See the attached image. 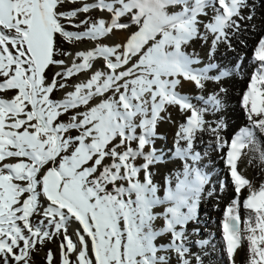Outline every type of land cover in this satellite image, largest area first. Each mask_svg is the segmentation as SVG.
<instances>
[{
  "label": "snow or ice",
  "instance_id": "snow-or-ice-1",
  "mask_svg": "<svg viewBox=\"0 0 264 264\" xmlns=\"http://www.w3.org/2000/svg\"><path fill=\"white\" fill-rule=\"evenodd\" d=\"M249 169L264 177V0H0V264H264ZM229 182L218 248L200 208Z\"/></svg>",
  "mask_w": 264,
  "mask_h": 264
},
{
  "label": "bare ground",
  "instance_id": "bare-ground-1",
  "mask_svg": "<svg viewBox=\"0 0 264 264\" xmlns=\"http://www.w3.org/2000/svg\"><path fill=\"white\" fill-rule=\"evenodd\" d=\"M243 84L240 82H236L234 84V92L232 95V104L229 106V112H228V119L231 125L230 131H234L238 129L240 126L243 125L244 123V117L243 114L241 113L239 106L237 104V95L235 92L239 89L243 88ZM167 132V129H165ZM220 155V157L218 156ZM221 153H210V158H209V163L206 164V167L209 169L208 175L210 179L212 180V187H218L219 185V180L221 178L224 179V181L228 180L227 177V169L225 165L223 164V160L221 159ZM207 163V161H206ZM219 171V178L217 183L215 184V176L213 175V172ZM218 173V172H217ZM246 175L250 178L253 179L255 183H260L262 180H264V177H261L257 174L255 169H249ZM223 192L222 199L220 201V206H222V211L220 210H213V205L215 204V199L211 201L205 202V205L202 207H205L203 210L201 209L200 212V217H201V223H205L206 225L211 224L210 227L216 228V230L213 231H208L209 235L215 236V243L217 244L218 248L222 246V241H221V233L219 231V222L222 218V213L223 210L226 206L227 203L230 202L232 196L234 195L231 191V186L229 182V186L225 189H221ZM247 192H244V195H246ZM212 204V205H211ZM201 207V208H202ZM240 214L241 217L243 218L246 214L245 211L241 208L240 209ZM208 218V222L206 221ZM211 228V229H212ZM204 230V229H203ZM202 230V231H203ZM216 258L220 259L219 256V251L216 253ZM244 262V253L241 252L240 256L238 257V264H243Z\"/></svg>",
  "mask_w": 264,
  "mask_h": 264
},
{
  "label": "rangeland",
  "instance_id": "rangeland-1",
  "mask_svg": "<svg viewBox=\"0 0 264 264\" xmlns=\"http://www.w3.org/2000/svg\"><path fill=\"white\" fill-rule=\"evenodd\" d=\"M67 7H68V8H71V7H73V5H72V4H68ZM237 101H238V96H237ZM216 183H217V182H216ZM204 205H205V203H203L201 206H204ZM211 205H212V204H211ZM204 208H205V207H202V210H203ZM219 210L222 211V206H219ZM206 221L208 222V218H207ZM201 224H202V223H201ZM205 226H207V225L205 224ZM200 227L203 228V225H201ZM206 228H207V227H206ZM211 228H212V227H211ZM213 230H216V228H212V229L209 230V231H213ZM48 247L52 248L53 251L56 250V245H55V244H49ZM37 264H41V258H40V257H37Z\"/></svg>",
  "mask_w": 264,
  "mask_h": 264
}]
</instances>
